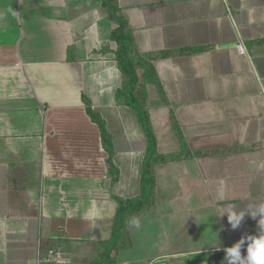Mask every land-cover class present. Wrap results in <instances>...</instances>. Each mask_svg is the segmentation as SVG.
Returning <instances> with one entry per match:
<instances>
[{"label":"crops","instance_id":"1","mask_svg":"<svg viewBox=\"0 0 264 264\" xmlns=\"http://www.w3.org/2000/svg\"><path fill=\"white\" fill-rule=\"evenodd\" d=\"M117 4L136 49L155 56L157 153L180 150L173 117L187 157L154 164L152 206L128 225L131 246L109 250L112 195L140 193L147 150L116 97L117 24L102 0H0V226L15 230L0 234V264H226L223 249L260 233L264 216L249 211L264 205V0ZM185 48L197 50L174 53ZM84 96L112 136L115 182ZM232 205L245 212L235 230Z\"/></svg>","mask_w":264,"mask_h":264},{"label":"trees","instance_id":"2","mask_svg":"<svg viewBox=\"0 0 264 264\" xmlns=\"http://www.w3.org/2000/svg\"><path fill=\"white\" fill-rule=\"evenodd\" d=\"M102 3L107 8L108 16L117 24L110 35V40H113L117 44L114 50L115 60L123 76V83L116 90V97L123 96L124 103L136 110L147 138V150L141 168L140 193L130 198L112 195L117 207L112 221L111 235L105 243H107L109 250L117 252L131 246L128 225L136 220L141 213L148 210L154 202V164L187 157V150L180 128L172 117V125L180 142V150L168 156L157 153L156 136L147 110L148 94L146 89L147 84H154L163 99L165 98L152 63V59L155 56L152 53H140L136 49L133 37L129 29H127V22L120 12L117 0H102ZM195 50L197 49L185 48L175 50L174 53L186 54ZM169 53V51L160 52V55L166 56ZM82 101L86 113L99 128L102 147L107 154V173L110 175L111 181L115 182L118 179L119 171L113 162L114 149L112 136L106 128L104 119L92 108L89 99L84 96L82 97ZM107 256L104 260L100 258L92 264H102L107 260L111 261L112 255Z\"/></svg>","mask_w":264,"mask_h":264},{"label":"clouds","instance_id":"3","mask_svg":"<svg viewBox=\"0 0 264 264\" xmlns=\"http://www.w3.org/2000/svg\"><path fill=\"white\" fill-rule=\"evenodd\" d=\"M223 214L227 215V220L233 230L240 227L245 216L244 211L234 210V205L227 208ZM249 214L252 217L257 214L260 217L264 216V205L255 206V210L249 211ZM259 225V235L241 237L232 246L223 249L226 264H264V223H259ZM242 248L245 249V255L241 254ZM217 250H220L218 246Z\"/></svg>","mask_w":264,"mask_h":264},{"label":"rangeland","instance_id":"4","mask_svg":"<svg viewBox=\"0 0 264 264\" xmlns=\"http://www.w3.org/2000/svg\"><path fill=\"white\" fill-rule=\"evenodd\" d=\"M150 85V84H149ZM148 86V85H147ZM150 87H152V89H154L155 91H157V87L154 85V84H151L150 85ZM156 87V88H155ZM20 194V193H19ZM21 195V194H20ZM29 195H31L32 197H33V194H25L24 196L26 197V198H28V196ZM4 196L5 195H3V194H1L0 193V202H1V200H3L4 199ZM29 199V198H28ZM30 226H26L25 227V229H26V237H25V239L27 240L28 239V237L30 236ZM12 229H13V227L12 226H9V227H6V226H0V234L1 233H5V234H9V235H11L12 236V233H15V230L14 231H12ZM34 229V228H33ZM32 229V230H33ZM31 230V231H32ZM29 231V232H28ZM29 249H30V247H29Z\"/></svg>","mask_w":264,"mask_h":264},{"label":"built area","instance_id":"5","mask_svg":"<svg viewBox=\"0 0 264 264\" xmlns=\"http://www.w3.org/2000/svg\"><path fill=\"white\" fill-rule=\"evenodd\" d=\"M238 46H239L240 51L244 53V48H243V46H242L241 44L238 45ZM45 259H46L47 261L54 260V259H55V258H54V251H53V250H49L47 256L45 257Z\"/></svg>","mask_w":264,"mask_h":264}]
</instances>
